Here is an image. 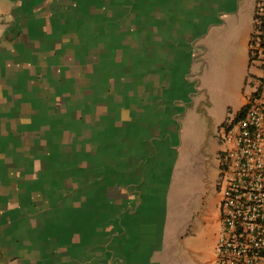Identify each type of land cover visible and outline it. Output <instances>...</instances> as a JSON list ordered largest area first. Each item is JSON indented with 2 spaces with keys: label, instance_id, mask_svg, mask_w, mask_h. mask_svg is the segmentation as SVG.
Returning a JSON list of instances; mask_svg holds the SVG:
<instances>
[{
  "label": "crops",
  "instance_id": "obj_1",
  "mask_svg": "<svg viewBox=\"0 0 264 264\" xmlns=\"http://www.w3.org/2000/svg\"><path fill=\"white\" fill-rule=\"evenodd\" d=\"M256 10V0H0V264H208L204 244L183 247L187 254L179 251V244L169 250L155 243L147 247L150 236L164 233L169 219L177 215L169 208L176 199L170 193L172 180L168 213H144V219L153 222L143 224L139 243L123 246L121 240V249L114 254L113 241H104L100 252L98 243L106 233L99 226L119 219L117 201L131 180H141L144 188L146 184L147 199L156 202L163 180L145 179L144 168L154 167L145 161L154 147L146 138L150 130L151 136L157 135L172 105L181 110L171 114L173 137L167 149L179 151V157L168 167L166 178H176L179 160L187 154L216 155L222 122L213 125L221 120L211 113L216 103L209 77L217 62L224 74L221 91L232 93L228 99L236 98L235 113L246 105ZM115 48L122 62L118 68L104 64L113 59ZM130 51L137 55L135 66H127L134 59L128 56ZM130 68L141 79L136 86L141 103L121 111L120 125L111 127L109 102L103 103L105 107L97 102L101 91L83 97L77 91L93 82L127 90L129 83L116 88L114 75ZM50 90L56 93L52 96ZM61 94L68 97L66 103H58ZM56 102L59 108L50 106ZM68 105L73 107L67 110ZM86 108L89 113L83 112ZM131 110H136L133 120L128 118ZM74 115L80 125L73 124ZM67 123L81 131L85 125L87 132L74 138L64 128ZM89 131L96 134L99 161L123 155L127 165L130 155L143 168L131 173L130 180L124 172H105L110 169L102 166L93 180L82 184L80 178L87 174L81 173L79 151L90 143L83 141ZM68 133L73 142L84 143L81 149L77 146L79 156H71L67 145L56 142ZM194 138L199 140L188 142ZM75 163L80 175L70 185L72 180H66L62 169ZM205 217L195 227L204 226L208 243Z\"/></svg>",
  "mask_w": 264,
  "mask_h": 264
},
{
  "label": "rangeland",
  "instance_id": "obj_2",
  "mask_svg": "<svg viewBox=\"0 0 264 264\" xmlns=\"http://www.w3.org/2000/svg\"><path fill=\"white\" fill-rule=\"evenodd\" d=\"M8 6V5H7ZM256 7H257V0H256ZM6 9L7 7H3ZM257 13V10H256ZM257 16V15H256ZM136 17V16H135ZM134 17V19H135ZM113 27L115 28V24H113ZM119 30V29H118ZM256 30V19L254 21V31ZM59 43L58 40L55 44ZM52 44V42H51ZM84 44H87L86 42ZM83 44V48H87ZM82 48V50H83ZM111 53V52H110ZM112 54L114 55L113 59H107V62L104 64L108 65L109 67H116L122 65L121 60L118 58L116 48L113 49ZM117 55V57H116ZM197 57L201 58V54L196 52ZM131 59H133V62L128 63L127 66H135L136 65V57L137 55L134 54L132 51L129 52L128 55ZM117 58V59H115ZM128 59V58H127ZM127 59H124V63L127 62ZM251 72L248 74L245 92L246 96L248 97V102L253 98L254 96H257L256 94L259 92V89L264 84V50L261 51L260 56L255 58L253 60ZM92 69H89V75L91 76ZM126 72V70H124ZM136 70L135 68H130L127 70V73H121L114 75L116 76V88L121 84H127L129 83V89L123 91H118L117 89H114L111 87L109 88L108 83H86L85 89L78 90L77 94L78 97L86 96L90 93H94L98 90L101 91L102 94H100V97H98V103L102 104L105 102H109L108 106H115V110L111 111L109 110V107H106L107 114V120L108 122H111L110 124L107 123V125H111L118 128V125L121 118L120 116L121 111L125 109H136L137 106L141 103V95H137V85L138 82L141 81L135 74ZM193 75H190V77ZM106 77L109 78V75ZM189 77V79H190ZM194 78V77H193ZM127 79V80H126ZM71 80V79H70ZM210 85L213 88L212 92V100L216 103L215 110H211L212 115L219 120H221L218 124L216 122L213 123V125H219L216 133V142L218 144V149L216 155L211 154H187L185 157H181L179 160V167H177L176 172V178L174 176V179H168L167 177V171L168 167L173 164V166L176 164L175 160L176 157H179V151L172 152L168 151V142L173 137V132L171 129V125L173 122V118L171 117L172 113H178L181 108L179 106L172 105L171 107V114L167 117V115H162L161 117H167L168 119H164L162 122H160V131L158 129V133L156 136H151L152 131L150 130V136L146 138V140H151V146L153 145V151L151 154L145 155V161L147 164V159H149L148 164H154V167L144 168L145 169V179L146 177H149L150 179H154L157 177H160L163 182L161 183L160 190L155 193L156 202L153 203L147 199L148 192L146 191V184L144 188V183L140 180L134 181L131 180V173L135 172L137 169L141 170L143 168L142 164H138L139 161L135 155L136 159L132 158L130 155V159L128 161V164L124 163V156L119 155L116 160H109L106 162L99 161L97 158V153L94 150L95 144H94V138L96 134L94 132L89 131V135H86V138H83V141L90 140L88 142V145L86 144L83 149L80 148L84 145L83 141L80 143L73 142V138H70V135H74V138H77L80 134L81 137L83 136V132H87V127L85 125L82 130L79 128H76L78 125H80L82 122L77 118V116L74 115L76 122L73 124H77V126L72 127V125L69 123L65 124L68 126H65L64 128L69 129L70 135L69 137L65 136L63 139L61 135L56 139V142L58 145H67L66 148L69 151V154L71 156H76L75 153L79 156L77 146L79 149H81L80 153V170L81 173L85 175V170L87 177L81 176L80 180L82 184H88L90 180H93L95 177V174H97V170L102 167L103 170H106L105 172L110 173H121L124 172V174L128 175L131 181H129V185L126 187V193L119 196L120 198L117 201L118 204V212L119 213V219L117 221L115 220H105L99 227L100 232L106 233L104 237H102V242L98 243V245L101 247L100 252L104 251V247L102 246L104 244V241L110 242L113 241L114 245V254L117 253V249L120 246H126L128 243L129 245L137 244L140 241L141 238V230L144 223L147 222H153L152 219H144V213H168L167 209V193L170 181L172 180V186L170 193L173 194L172 196L176 197L175 203L170 204V213H177L176 216L173 218H170L167 223V228L165 229V233L163 231L160 235H155V239L153 236H150L151 242L147 247L152 246L154 243L156 245H159L160 248L164 249H171V247H174V244H179V251L182 248L183 254H187V251L185 246H194L197 244H204L208 246L209 250V259L208 264H218L219 256L217 254V247L219 245V242H221L222 237L224 236L225 232V220L223 219V210L221 208V204L223 201V197L226 193V190L231 185V180L233 178V173H239L240 170H242V166L245 163L242 161V155L238 153L230 152L234 148H237L234 141L229 140L227 141L225 139V134L229 130L231 126V120L234 117H237L241 110L248 104L244 105L237 113L234 110L235 108V101L236 98L232 97L231 99H228L232 96V93L226 92L225 94L221 91V87L224 84V74L216 62L214 65V72L211 77H209ZM126 81H132V82H126ZM72 82V81H71ZM70 82V83H71ZM73 83L76 84L75 80H73ZM155 84V83H154ZM128 85V84H127ZM196 81L193 80L191 87L194 88L196 86ZM71 93H76V90H69ZM68 93V91H66ZM50 93H52V96L56 93L54 90H50ZM129 93V94H128ZM58 103L60 104L61 101H65L68 98L66 95H59ZM30 99H34L32 95L30 94ZM200 99V98H198ZM81 100H78V103ZM153 100H150L152 102ZM201 101V100H200ZM57 102L55 103L56 106L50 105L54 108H59V104ZM77 103V102H76ZM53 104V103H52ZM110 104V105H109ZM65 105V104H64ZM126 105H129L128 107ZM228 105H232V107H227ZM133 106V107H132ZM73 106L68 105V109L70 110ZM66 106H63V110H65ZM153 107H150L149 109L152 110ZM162 107L158 106L156 109H160ZM167 111H169V107H165ZM231 108V109H230ZM46 109H50L49 106L46 107ZM53 109V108H52ZM66 110V111H67ZM89 111L88 108L86 110H83V112ZM110 111V112H109ZM136 110H131L132 115L128 116L129 119L134 118L133 112ZM89 113V112H88ZM124 118V116H123ZM237 119V118H236ZM125 120V119H124ZM130 120V122H132ZM152 127V126H151ZM157 129V128H156ZM165 129V130H164ZM61 132V130H60ZM155 132V131H154ZM85 139V140H84ZM199 139L194 138L193 141L191 139L188 140V142H197ZM51 142V138L47 140V143ZM73 142V143H72ZM80 144V145H79ZM190 144V143H189ZM150 149V147H149ZM149 149L146 151V153L149 151ZM73 153V154H72ZM68 154V153H66ZM177 157V158H178ZM75 159V158H74ZM70 159H67L69 161ZM72 160V159H71ZM76 160V159H75ZM138 161V163H137ZM263 161H264V155H263ZM247 162V161H246ZM230 163V170L227 169V164ZM122 164V165H120ZM187 166V168H186ZM84 167V168H83ZM90 168L91 170L87 172V169ZM142 167V168H141ZM157 167V169H154ZM78 166H76V163L73 165H70L66 169H62L64 175H66V180L71 181L70 185L73 184L77 178H79V171H77ZM87 168V169H86ZM68 169V170H67ZM159 169V171H158ZM166 170V171H165ZM243 172V171H242ZM243 175V173H239ZM165 179V181H164ZM168 179V180H167ZM144 180V181H146ZM74 181V182H73ZM169 182V183H168ZM146 183V182H145ZM149 195V194H148ZM57 204V203H56ZM206 216V217H205ZM147 218V216H145ZM197 217V218H196ZM201 217H205L204 224L207 226L206 228L209 229L208 239L209 242H206V235H204L205 230L204 226L201 225L198 228L195 227L196 221L199 219L201 221ZM151 218V217H148ZM178 222V223H177ZM177 223V224H176ZM119 224V225H118ZM113 227V228H112ZM156 228V227H155ZM111 229V230H110ZM172 229V230H169ZM158 228H156V233ZM183 232L182 235H178V233ZM170 233V235H169ZM175 233V234H174ZM163 234V235H162ZM167 234V235H166ZM173 234V235H172ZM160 236V237H159ZM181 238V239H180ZM165 239V240H163ZM123 241L122 245L120 241ZM156 240V241H155ZM173 245V246H171ZM128 247V246H127ZM173 249V248H172ZM177 250H175L176 252Z\"/></svg>",
  "mask_w": 264,
  "mask_h": 264
},
{
  "label": "built area",
  "instance_id": "obj_3",
  "mask_svg": "<svg viewBox=\"0 0 264 264\" xmlns=\"http://www.w3.org/2000/svg\"><path fill=\"white\" fill-rule=\"evenodd\" d=\"M256 15V33L264 37V0H257ZM256 95L248 102L244 113L231 120L225 134V139L234 141L237 146L230 152L242 155L245 163L239 172L243 175L233 173L231 185L223 197L226 224L217 247L218 264H264V84ZM230 167L228 163L226 168L230 170ZM238 185L250 191L237 197L244 195L254 202L245 212L231 210L232 206L237 207L238 201L232 199L230 191Z\"/></svg>",
  "mask_w": 264,
  "mask_h": 264
},
{
  "label": "trees",
  "instance_id": "obj_4",
  "mask_svg": "<svg viewBox=\"0 0 264 264\" xmlns=\"http://www.w3.org/2000/svg\"><path fill=\"white\" fill-rule=\"evenodd\" d=\"M263 21H264V17H263ZM262 27L264 29V23H263ZM257 29H258V25L256 26V30L254 31V33L252 35V39H251V48H250V63L251 64L253 63V60L259 56L260 50L264 49V37H263V35L256 33ZM246 107H247V105L241 110L239 115L244 113ZM247 191H250V189H244L241 187V185L233 187V190L230 191V194H231L232 199L237 200L238 203H237V207L231 205L232 206V208L230 206L231 210L235 211L237 209H241L243 212H245L247 209L252 207L254 202L248 201L247 196L243 195L240 198L237 197L239 194L245 193ZM236 197H237V199H236ZM224 204H225V201H222V204H221L222 210L224 208Z\"/></svg>",
  "mask_w": 264,
  "mask_h": 264
},
{
  "label": "bare ground",
  "instance_id": "obj_5",
  "mask_svg": "<svg viewBox=\"0 0 264 264\" xmlns=\"http://www.w3.org/2000/svg\"><path fill=\"white\" fill-rule=\"evenodd\" d=\"M194 21H195V20H194ZM165 27H166V26H165ZM176 27H177V26H176ZM172 35H173V34H172ZM174 36H176V35H174ZM177 223H178V222H177ZM177 223H176V224H177ZM171 230H172V229H171ZM163 231H164V230H163ZM164 233H165V232H164ZM166 235H167V234H166ZM163 240H165V239H163ZM206 242H207V241H206Z\"/></svg>",
  "mask_w": 264,
  "mask_h": 264
},
{
  "label": "flooded vegetation",
  "instance_id": "obj_6",
  "mask_svg": "<svg viewBox=\"0 0 264 264\" xmlns=\"http://www.w3.org/2000/svg\"><path fill=\"white\" fill-rule=\"evenodd\" d=\"M197 218V217H196ZM204 224V223H203ZM205 225V224H204Z\"/></svg>",
  "mask_w": 264,
  "mask_h": 264
}]
</instances>
